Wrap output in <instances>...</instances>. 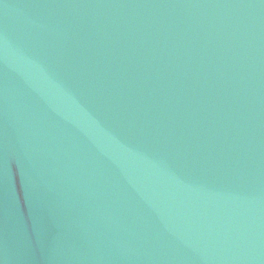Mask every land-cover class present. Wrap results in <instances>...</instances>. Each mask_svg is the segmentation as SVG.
Returning a JSON list of instances; mask_svg holds the SVG:
<instances>
[{"label":"water","instance_id":"water-1","mask_svg":"<svg viewBox=\"0 0 264 264\" xmlns=\"http://www.w3.org/2000/svg\"><path fill=\"white\" fill-rule=\"evenodd\" d=\"M0 264H264V0H0Z\"/></svg>","mask_w":264,"mask_h":264}]
</instances>
